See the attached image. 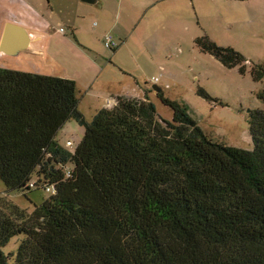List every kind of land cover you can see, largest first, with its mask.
Returning <instances> with one entry per match:
<instances>
[{
	"label": "trees",
	"instance_id": "16d2710c",
	"mask_svg": "<svg viewBox=\"0 0 264 264\" xmlns=\"http://www.w3.org/2000/svg\"><path fill=\"white\" fill-rule=\"evenodd\" d=\"M195 43L228 68L246 62ZM157 96L171 122L147 97H118L87 122L75 81L0 67V181L7 193L52 188L30 215L2 201L0 264H264V109L248 115L244 150ZM72 120L84 136L68 150L57 136Z\"/></svg>",
	"mask_w": 264,
	"mask_h": 264
},
{
	"label": "rangeland",
	"instance_id": "374dc122",
	"mask_svg": "<svg viewBox=\"0 0 264 264\" xmlns=\"http://www.w3.org/2000/svg\"><path fill=\"white\" fill-rule=\"evenodd\" d=\"M204 2L199 3L197 11H186L178 6L172 7V10L167 5H160L151 11L149 22L152 30L149 34L155 45L150 47L160 48V54H151L153 52L148 46V53L140 51L139 60L129 61L126 65L138 80L141 91L147 90L146 97L153 103L159 118L171 122L173 111L158 98L152 88L154 84L162 87L166 98L185 106L209 139L251 150L248 115L264 109V102L259 98L264 92V77L256 80L253 75L254 68H264V0ZM62 12L64 16L72 15L64 5ZM189 22L193 26L191 31L186 30ZM61 23L60 19L59 25ZM164 24L169 25L166 30L162 29ZM201 37H208L218 47L233 49L246 62L234 68L224 66L195 43ZM106 50L112 56V52ZM155 79H158L157 82H154ZM139 92L135 95L144 97ZM91 95L79 104V111L87 122L93 120L95 107H113V104L104 105V99L110 94H100L99 99ZM83 136L84 129L72 120L65 124L57 140L68 149L67 141L76 147ZM47 198V193L42 190L26 194L7 193L0 181V204L2 201L12 204L27 215ZM19 240L20 237L11 239L3 252L6 255L15 253ZM10 263L13 264L14 259Z\"/></svg>",
	"mask_w": 264,
	"mask_h": 264
},
{
	"label": "crops",
	"instance_id": "0c3cea01",
	"mask_svg": "<svg viewBox=\"0 0 264 264\" xmlns=\"http://www.w3.org/2000/svg\"><path fill=\"white\" fill-rule=\"evenodd\" d=\"M204 1L207 0H95L89 4L82 0H0V44L8 23L27 29L31 35L28 49L17 57L0 52V67L73 80L80 103L90 94L95 99L100 94H110L104 99V105L110 102L113 107L118 97L144 100L147 90L141 91L126 63L138 61L140 51L160 54V48L150 47L155 45L149 34L151 11L160 5L172 10L176 6L186 11L196 10ZM63 5L72 13L70 17L64 16ZM168 27L164 24L162 29ZM192 27V22L186 24V30L191 31ZM107 34L119 43L117 49L109 50L112 56L104 47ZM152 88L156 94L164 93L155 84ZM138 91L144 97H137ZM95 108L96 113L107 109Z\"/></svg>",
	"mask_w": 264,
	"mask_h": 264
},
{
	"label": "water",
	"instance_id": "95a60500",
	"mask_svg": "<svg viewBox=\"0 0 264 264\" xmlns=\"http://www.w3.org/2000/svg\"><path fill=\"white\" fill-rule=\"evenodd\" d=\"M83 2L94 4L95 0H82ZM31 42L29 31L21 26L6 24L1 38L0 52L7 56L17 57L20 52L26 51ZM157 92L159 90L154 88Z\"/></svg>",
	"mask_w": 264,
	"mask_h": 264
},
{
	"label": "built area",
	"instance_id": "2783aa9c",
	"mask_svg": "<svg viewBox=\"0 0 264 264\" xmlns=\"http://www.w3.org/2000/svg\"><path fill=\"white\" fill-rule=\"evenodd\" d=\"M61 32H64L63 29H61ZM104 47L108 50H115L119 47V43L115 41L114 37L111 34H107L104 38ZM158 79H155L154 82H157ZM107 104H111L108 102ZM66 147L69 150H74L76 147H74V144L71 141L66 142ZM70 175V172L67 171V176ZM31 187H34V184H31ZM52 191V188H47L44 192L50 193Z\"/></svg>",
	"mask_w": 264,
	"mask_h": 264
}]
</instances>
